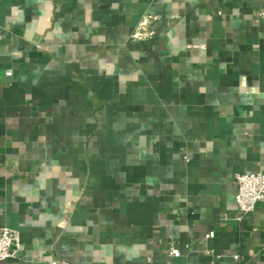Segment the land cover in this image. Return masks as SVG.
Returning <instances> with one entry per match:
<instances>
[{"label": "crops", "instance_id": "crops-1", "mask_svg": "<svg viewBox=\"0 0 264 264\" xmlns=\"http://www.w3.org/2000/svg\"><path fill=\"white\" fill-rule=\"evenodd\" d=\"M263 1L0 0V264H264Z\"/></svg>", "mask_w": 264, "mask_h": 264}, {"label": "built area", "instance_id": "built-area-1", "mask_svg": "<svg viewBox=\"0 0 264 264\" xmlns=\"http://www.w3.org/2000/svg\"><path fill=\"white\" fill-rule=\"evenodd\" d=\"M258 18L264 20V1L263 7L258 13ZM151 18H145L139 29L132 35L133 39H145L153 35L152 31H145L150 25ZM6 75L11 76L12 71L7 70ZM237 186L235 202L241 212H251L258 204L264 203V171L252 173H237L234 178ZM215 232L206 234V238H213ZM21 249V238L17 230L3 227L0 228V261L15 258ZM170 254L175 257L181 255V250L173 244L170 246ZM238 258V255L234 256ZM151 261V258H149ZM50 264H59V261L52 260Z\"/></svg>", "mask_w": 264, "mask_h": 264}]
</instances>
